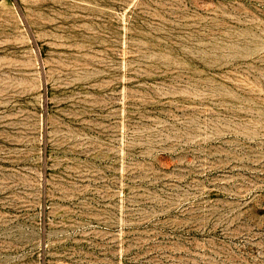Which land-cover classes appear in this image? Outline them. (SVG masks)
Listing matches in <instances>:
<instances>
[{"label": "rangeland", "instance_id": "obj_1", "mask_svg": "<svg viewBox=\"0 0 264 264\" xmlns=\"http://www.w3.org/2000/svg\"><path fill=\"white\" fill-rule=\"evenodd\" d=\"M0 264H264V0H0Z\"/></svg>", "mask_w": 264, "mask_h": 264}]
</instances>
